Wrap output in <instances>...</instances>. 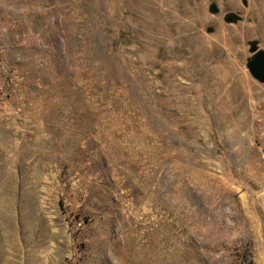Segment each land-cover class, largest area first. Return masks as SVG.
I'll return each instance as SVG.
<instances>
[{
    "label": "rangeland",
    "instance_id": "1",
    "mask_svg": "<svg viewBox=\"0 0 264 264\" xmlns=\"http://www.w3.org/2000/svg\"><path fill=\"white\" fill-rule=\"evenodd\" d=\"M252 42L264 0H0V264H264Z\"/></svg>",
    "mask_w": 264,
    "mask_h": 264
},
{
    "label": "water",
    "instance_id": "2",
    "mask_svg": "<svg viewBox=\"0 0 264 264\" xmlns=\"http://www.w3.org/2000/svg\"><path fill=\"white\" fill-rule=\"evenodd\" d=\"M212 12H218V7L215 3L210 5ZM232 17H230V20ZM235 19H238L236 17ZM250 52L252 56L247 61V68L251 75L264 83V48H260L256 42H252L250 45Z\"/></svg>",
    "mask_w": 264,
    "mask_h": 264
}]
</instances>
